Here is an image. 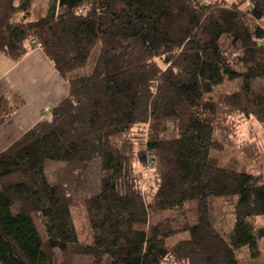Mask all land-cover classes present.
<instances>
[{"label":"trees","instance_id":"1","mask_svg":"<svg viewBox=\"0 0 264 264\" xmlns=\"http://www.w3.org/2000/svg\"><path fill=\"white\" fill-rule=\"evenodd\" d=\"M35 9L0 0V51L18 62L39 46L70 89L0 152V264H264L254 221L264 216V167L212 155L230 138L228 118L264 131V84L254 86L264 79V0H45ZM23 104L1 96L0 126ZM145 155L157 169L148 201L136 170ZM49 161L64 163L53 181ZM191 200L196 223L150 221ZM179 231L189 236L175 242Z\"/></svg>","mask_w":264,"mask_h":264},{"label":"rangeland","instance_id":"2","mask_svg":"<svg viewBox=\"0 0 264 264\" xmlns=\"http://www.w3.org/2000/svg\"><path fill=\"white\" fill-rule=\"evenodd\" d=\"M208 1H221V0H208ZM224 1V0H223ZM228 4L238 0H225ZM240 1V0H239ZM45 3V0H34V5L36 6L35 12L41 9V5ZM247 5V4H245ZM261 25L264 27V18L260 21ZM88 68H84V73L89 72ZM264 84V79H258L255 81V91L259 89ZM239 81H228L221 86V90L232 91L238 88ZM229 124L230 138L225 142V146L222 150L212 151V155L219 157V160L223 165H231L240 168H244L249 172L258 173L264 167V131L261 123L253 118H246L242 115H237L232 118L227 119ZM140 160L137 163L136 170L138 171L141 181H142V190L146 197V200H150L151 195L154 193V190L157 187L156 181V171L154 167L155 164L151 162V158L147 155L141 156ZM99 163V162H98ZM60 165H64L63 162L49 161L48 162V174L50 179L53 181L55 177L54 173L59 169ZM96 163L93 162V166ZM92 166V170H93ZM95 169V168H94ZM94 173L91 175L93 176ZM91 192H89L90 194ZM220 206V207H219ZM217 207L222 211L224 217L230 220L232 213H230V206L219 201ZM197 201H188L183 209H178L174 211H163L161 213L153 212L150 221L154 223H166L170 225L173 229H183L188 224H194L197 221ZM230 213V214H226ZM77 218L78 228L82 231L83 222L79 216ZM256 228L264 227V216H258L254 219ZM189 235L185 231H179L175 234L173 241L179 239H185ZM259 246L261 255L264 260V239L259 240ZM247 249H244L239 255L240 257L246 256ZM243 264H253L247 260Z\"/></svg>","mask_w":264,"mask_h":264},{"label":"crops","instance_id":"3","mask_svg":"<svg viewBox=\"0 0 264 264\" xmlns=\"http://www.w3.org/2000/svg\"><path fill=\"white\" fill-rule=\"evenodd\" d=\"M70 84L54 67L39 46L18 62L0 51V98L14 94L24 99L8 122L0 126V152L41 121L59 102L68 97Z\"/></svg>","mask_w":264,"mask_h":264},{"label":"built area","instance_id":"4","mask_svg":"<svg viewBox=\"0 0 264 264\" xmlns=\"http://www.w3.org/2000/svg\"><path fill=\"white\" fill-rule=\"evenodd\" d=\"M46 117H47V113H43L40 118L41 119H46ZM151 162H153V160Z\"/></svg>","mask_w":264,"mask_h":264}]
</instances>
